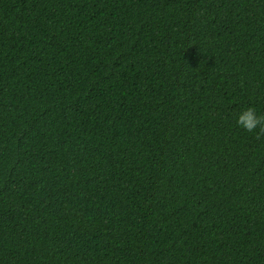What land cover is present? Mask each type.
<instances>
[{
    "label": "trees",
    "instance_id": "16d2710c",
    "mask_svg": "<svg viewBox=\"0 0 264 264\" xmlns=\"http://www.w3.org/2000/svg\"><path fill=\"white\" fill-rule=\"evenodd\" d=\"M264 0H0V264H264Z\"/></svg>",
    "mask_w": 264,
    "mask_h": 264
},
{
    "label": "clouds",
    "instance_id": "9594fccd",
    "mask_svg": "<svg viewBox=\"0 0 264 264\" xmlns=\"http://www.w3.org/2000/svg\"><path fill=\"white\" fill-rule=\"evenodd\" d=\"M236 124L247 132L258 129V136L264 135V114L257 115L256 109L252 106L244 108L236 115Z\"/></svg>",
    "mask_w": 264,
    "mask_h": 264
}]
</instances>
